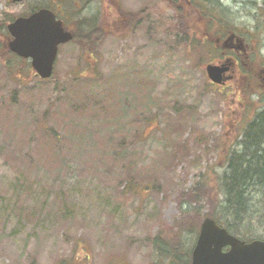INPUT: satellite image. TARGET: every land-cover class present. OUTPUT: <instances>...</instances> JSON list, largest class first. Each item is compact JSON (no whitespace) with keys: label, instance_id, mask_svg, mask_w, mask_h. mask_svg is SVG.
Here are the masks:
<instances>
[{"label":"rangeland","instance_id":"374dc122","mask_svg":"<svg viewBox=\"0 0 264 264\" xmlns=\"http://www.w3.org/2000/svg\"><path fill=\"white\" fill-rule=\"evenodd\" d=\"M87 1L0 0V264H175L264 109V0L169 1L179 13L168 0ZM39 2L75 33L103 31L59 45L45 80L5 46L9 18ZM229 29L243 50L214 84L204 65L230 55L214 43ZM259 190L240 224L251 238L264 237Z\"/></svg>","mask_w":264,"mask_h":264},{"label":"water","instance_id":"95a60500","mask_svg":"<svg viewBox=\"0 0 264 264\" xmlns=\"http://www.w3.org/2000/svg\"><path fill=\"white\" fill-rule=\"evenodd\" d=\"M6 27L11 35L7 41L8 49L21 57H29L31 66L42 78L52 72L57 45L72 38V32L45 7L15 17ZM233 38L236 41L233 46L240 47L241 40L234 34L224 39L223 46H230ZM227 69L225 63L205 66L207 76L216 83L228 79L222 75ZM189 264H264V240H241L206 216L200 223Z\"/></svg>","mask_w":264,"mask_h":264},{"label":"trees","instance_id":"16d2710c","mask_svg":"<svg viewBox=\"0 0 264 264\" xmlns=\"http://www.w3.org/2000/svg\"><path fill=\"white\" fill-rule=\"evenodd\" d=\"M179 21L178 17L177 22ZM84 28L87 31H77L75 38L81 41H92L94 36H98L99 32H102L100 27L91 26V23ZM181 29L179 31L186 33L190 27L187 28L184 25ZM87 34L94 38L87 37ZM235 145H237L235 148L232 147L227 151L224 160L225 168L217 177L221 181L219 194L222 199L219 201L220 204L218 202L219 205L216 204L208 215L223 224L231 233L241 238H250V227L240 224L245 220L249 223L250 219L247 215L249 203L256 198L254 192L261 191L259 187H264V109L256 111L246 123L242 128L240 139ZM198 183H205V181L201 180ZM242 218L244 219L241 220ZM157 248L161 250V245H157ZM189 255L190 249L181 250L177 257L173 255L172 261L175 264H188ZM166 257L167 252L162 254L163 259Z\"/></svg>","mask_w":264,"mask_h":264},{"label":"flooded vegetation","instance_id":"af4514ba","mask_svg":"<svg viewBox=\"0 0 264 264\" xmlns=\"http://www.w3.org/2000/svg\"><path fill=\"white\" fill-rule=\"evenodd\" d=\"M89 2H90V0L87 1L88 4H89ZM49 5H50V4H49ZM49 5H48V6H49ZM52 5H54V7H51L52 10H53V11H57V9H56L57 4H52ZM93 14H95V13H93ZM229 50H233V49H229Z\"/></svg>","mask_w":264,"mask_h":264}]
</instances>
